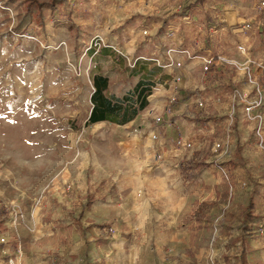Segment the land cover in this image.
Here are the masks:
<instances>
[{"label":"rangeland","instance_id":"374dc122","mask_svg":"<svg viewBox=\"0 0 264 264\" xmlns=\"http://www.w3.org/2000/svg\"><path fill=\"white\" fill-rule=\"evenodd\" d=\"M263 2L0 0V200L10 212L0 226V264L6 256L10 264H237L241 216L252 184L264 179V152L257 155L264 151L257 135L264 134ZM231 13L239 19L227 26ZM179 18L193 20L190 42L216 49L238 83L236 96L206 108L203 130L196 104L169 103L173 74L139 51ZM96 36L106 45L97 53L88 50ZM94 73L109 77L112 97L145 81L148 107L126 125H88ZM227 139L251 152L243 151L232 196L220 202L232 152L214 144ZM198 151L219 175L186 187L179 165ZM202 200L216 205L204 219L183 222ZM257 211L264 219V198ZM254 227L246 264H264V220Z\"/></svg>","mask_w":264,"mask_h":264},{"label":"crops","instance_id":"0c3cea01","mask_svg":"<svg viewBox=\"0 0 264 264\" xmlns=\"http://www.w3.org/2000/svg\"><path fill=\"white\" fill-rule=\"evenodd\" d=\"M84 7L86 8L85 11L88 10V12H90V14H87V18H90L89 19L90 21L94 22L95 19H98L97 13L92 12L89 5L86 4L84 5ZM238 19L239 18L235 13L234 15L233 13H231V15L229 14L228 16H225L227 26H230L231 24H236V20ZM192 22L193 20H186L183 18H179V22L174 23V27L169 29L170 32L166 31V32H163L159 36L150 38L147 44H145L146 43L145 42L143 43V45L140 46L139 51L142 54H146L150 56L154 55L156 59L149 58V60H156L157 62H159L165 67L167 74H173L172 75V81L174 85L173 89L177 88V90L176 91L173 90V92L169 90L171 91L169 92L170 99L176 96L177 100H185V102L182 103L183 106H187L190 103H194L197 105V108L199 107L198 101L203 100L205 102L204 107L199 108L200 113H198L199 115H197L195 118L197 121L198 118H202L203 116H205L209 120L211 116V112L206 108L210 107L211 105H216L217 101H219L221 97H225V96L230 97V93L226 89V87L230 86L232 88H237L238 83L236 82V78L231 76V73L229 71L230 68L225 66L224 63L218 60H215V65L214 67H212L211 72H208L206 74L202 72V67H203L202 58H205V57L215 58L217 56L216 49H214L213 51L210 48H204L202 47V45L197 46L194 44V42H190V40L193 41L195 37L197 38V36L194 37V35H197V31L195 32L191 31V28H193V25H191ZM183 24H186V25L184 26ZM95 29L99 31L98 26H96ZM135 40L136 39L133 38L132 39L133 45L130 44L129 48H127L129 53L135 51L136 49ZM130 47L133 49L130 50ZM183 51H189L190 54L189 55L184 54ZM107 52H108L107 50H103V53L107 54ZM218 52L219 51H217V53ZM178 61L183 62V67L180 69L177 68L175 65V63ZM95 75H103V76L108 77L105 73H94L92 75V79ZM179 75L181 77V80L179 82H175L176 76H179ZM182 84H185V85L183 86ZM182 86H183V89H180ZM194 89H200L201 93L200 94L197 93L194 95L192 93ZM107 95H108V91H107ZM161 100H163V97H161ZM182 110H183V107L174 109L171 115L175 117L177 120V116H179ZM207 123L206 125H200L198 123L199 130H203L204 128L206 129ZM230 142L232 143H229V139H227L226 144H229L230 151L232 152V155L230 154L229 156L231 159L236 148L238 146L242 147V145L236 144L235 147L233 148L234 146L233 140H230ZM168 148L170 147L168 146ZM243 151L251 152L249 148L243 150V147H242V153ZM258 152L259 153H257V155L258 154L260 155V153L262 154L264 151L261 150ZM196 153H199V151ZM193 155L191 157H187L182 162H180L179 168H180L181 175L179 176H180L182 183H184L186 187H188L198 182H207L208 180L215 181V179L213 178H216L219 175L217 173V169H215L213 165H210V162L207 159H204V157L200 158V156L196 160H194L192 163H190L189 160L193 157ZM242 157H243V154H242ZM249 157L251 158L252 156L250 155ZM200 161H204L205 165L197 168L196 170H194V168L189 169V170L184 169L185 165H190V164H192L193 167H196ZM228 161L224 163V168L226 169H228V165H227ZM259 162L261 163V166H264V159L260 160ZM243 163H244V157H243ZM238 166L233 168V170L231 171V182L232 183L235 182V180L237 181V179H235V175H236L235 171ZM191 174H195V178L193 180L187 179V177ZM220 180L221 181L218 186L219 200L220 202L221 201L225 202L229 200L230 195L232 196V194L229 195L228 199L222 198L223 188H224V177L220 178ZM256 182L260 183L263 186V190H264V179H259ZM250 191H251V188H250ZM248 198H249V195H248ZM205 201H209V200H202L200 203L205 202ZM209 202H213V201H209ZM220 202L217 205H219ZM200 203L197 205V207L200 205ZM194 211H186L182 217L183 222L188 223L194 220L195 218L191 220L187 219V214L188 213L193 214Z\"/></svg>","mask_w":264,"mask_h":264},{"label":"trees","instance_id":"16d2710c","mask_svg":"<svg viewBox=\"0 0 264 264\" xmlns=\"http://www.w3.org/2000/svg\"><path fill=\"white\" fill-rule=\"evenodd\" d=\"M214 67V65H212ZM211 67V70H212ZM210 70V72H211ZM94 91L91 96L92 109L87 121L88 125H93L102 122H110L118 125H126L132 122L138 114L145 110L149 105V97L152 94V91L149 85L145 81H140L132 90L124 96L123 98L112 97L107 95L109 90L110 80L108 77L103 75H95L92 79ZM226 89L229 91L230 95L234 93L237 88H232L227 86ZM197 121L200 125H206L208 118L203 116L198 118ZM218 132H214L213 138L218 137ZM200 156L199 153H195L193 157L189 160L192 163ZM243 163L242 157V147L238 146L232 156V158L227 162L228 169L225 168L226 176H224V188H223V199H228L230 195V188L233 186L231 182V171L236 166ZM205 165L204 161H200L196 167H193L192 164L185 165L184 169L196 170L197 168ZM195 174H191L187 177L189 180H193ZM264 192L263 186L254 182L251 187V191L248 198V203L245 210L242 213V225L245 231L244 237L237 239L240 245V253L237 259V264H246L247 263V252L245 242L249 238V235L252 234V230L255 229L254 225L263 221L262 215L257 211V205L263 200ZM216 205L215 202L205 201L200 203V205L195 209L193 214L188 213L187 219L191 220L195 218L196 220L204 219L207 213ZM10 215L9 210L0 200V226L8 219ZM105 226V225H104ZM103 227V225H101ZM6 247L5 243L0 242V260L2 254H4V248ZM14 251L18 252V247L14 246ZM3 262L5 264H10V257H4Z\"/></svg>","mask_w":264,"mask_h":264},{"label":"built area","instance_id":"2783aa9c","mask_svg":"<svg viewBox=\"0 0 264 264\" xmlns=\"http://www.w3.org/2000/svg\"><path fill=\"white\" fill-rule=\"evenodd\" d=\"M262 4L264 6V2ZM245 28L246 29H249L250 28V25L247 24ZM144 33L147 34L146 31ZM105 46L106 45H105L104 39L102 37H100V36H96L94 39H92L91 44H90L88 50H95L96 53H97L101 48H103ZM183 53L184 54H187V55L190 54L189 51H183ZM175 65H176L177 68L180 69V68L183 67V62L182 61H178V62L175 63ZM212 65H215V58L214 57H205V58H202L203 72L205 74L208 73V72H210ZM180 80H181L180 75L179 76H176L175 82H179ZM232 95L236 96V90L234 91V93ZM176 101H177V97L174 96V97H172L169 100V103L170 104H173ZM204 104H205V102L203 100L198 101L199 108H203L204 107ZM258 105H259V102L256 101L254 103V105H252V107H250V108H247V110L254 109ZM160 119H161V117L158 120H160ZM257 135L259 136V139L262 142L261 144H263L264 134L262 132V128H259L258 129ZM152 139L153 140H158V135L156 133H153ZM188 146L191 147V145H188ZM214 149L215 150L221 149L222 151H224L227 154L230 152L229 144H224V143H220V142L214 144ZM225 176H226V172H225ZM0 242L1 243H6V238L0 235Z\"/></svg>","mask_w":264,"mask_h":264}]
</instances>
